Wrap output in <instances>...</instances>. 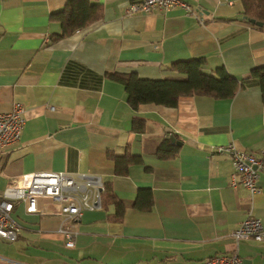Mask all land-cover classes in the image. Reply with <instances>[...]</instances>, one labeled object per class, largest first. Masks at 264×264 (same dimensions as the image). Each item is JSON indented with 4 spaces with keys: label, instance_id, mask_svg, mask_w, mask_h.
<instances>
[{
    "label": "crops",
    "instance_id": "obj_1",
    "mask_svg": "<svg viewBox=\"0 0 264 264\" xmlns=\"http://www.w3.org/2000/svg\"><path fill=\"white\" fill-rule=\"evenodd\" d=\"M65 1L0 0V112L18 102L25 119L0 154V194L23 174L85 172L100 176L104 202L82 213L73 247L39 232L57 217L49 200L38 199L45 214L17 202L18 236L0 239V264H201L221 253L264 264V241L231 236L247 213L264 225V169L251 194L230 184L229 155L216 151L233 144L264 162V103L250 77L264 65V27L244 19L240 0L135 13L126 9L141 0H98L100 19L52 42L60 25L50 13ZM194 57L242 86L230 98L133 106L112 76L175 77L171 65Z\"/></svg>",
    "mask_w": 264,
    "mask_h": 264
},
{
    "label": "built area",
    "instance_id": "obj_2",
    "mask_svg": "<svg viewBox=\"0 0 264 264\" xmlns=\"http://www.w3.org/2000/svg\"><path fill=\"white\" fill-rule=\"evenodd\" d=\"M180 6L188 12L192 8L183 0H141L130 4L127 13L147 12L154 8L171 9ZM23 107L15 103L12 108L0 112V154L16 143L24 126ZM218 152L229 155L233 166L230 184L240 183L251 194L260 192L256 184L258 170L264 169V162L250 152L238 149L233 144L218 146ZM103 182L99 175L85 172L38 171L23 174L9 180L0 194V238L13 240L18 234V224L12 216L17 202H23L26 213L45 214L46 204L38 206V199L49 200L55 207L57 218L49 220L47 230L62 237L63 243L73 247L77 230L75 224L83 211L101 208ZM41 228V227H40ZM238 242L243 239L264 241V225L258 217L247 213L240 225L231 233ZM201 264H244L237 253H221L206 257Z\"/></svg>",
    "mask_w": 264,
    "mask_h": 264
},
{
    "label": "trees",
    "instance_id": "obj_3",
    "mask_svg": "<svg viewBox=\"0 0 264 264\" xmlns=\"http://www.w3.org/2000/svg\"><path fill=\"white\" fill-rule=\"evenodd\" d=\"M240 1L242 3V14L245 16L246 21L253 18L264 24V0ZM102 9V5L98 0H66L61 9L50 13V21L57 22L60 25V31L52 34L50 40L56 42L72 35L77 29H83L91 25L101 18ZM204 64L205 59L203 57H194L173 63L171 66L178 72V76L161 79L139 78L133 73L128 75L113 73L112 76L123 84L128 101L133 106L148 102L174 106L178 98L184 95L230 98L242 86L223 67H217L214 73L205 72ZM250 77L258 83L264 103V65L253 68ZM164 146L165 142L160 145L159 151L164 152L166 150ZM173 151L174 149L169 150L171 153ZM103 200L102 195V206ZM117 209L120 213L123 205L117 204Z\"/></svg>",
    "mask_w": 264,
    "mask_h": 264
},
{
    "label": "rangeland",
    "instance_id": "obj_4",
    "mask_svg": "<svg viewBox=\"0 0 264 264\" xmlns=\"http://www.w3.org/2000/svg\"><path fill=\"white\" fill-rule=\"evenodd\" d=\"M104 184H103V189L101 190V207H102V195H103V193H104ZM100 209V208H99ZM86 211V210H85ZM84 212V211H83ZM58 217V216H57ZM56 217V218H57ZM58 219V218H57ZM77 223V222H76ZM75 226H76V224H75ZM48 228H52V227H50V226H48L47 228H40L39 229V232L41 233V234H45V233H49V232H51V233H55L54 232V230L53 231H50V230H47ZM17 236H18V234H17ZM17 238V237H16ZM15 238V239H16ZM0 239H3V238H0ZM15 239H13V240H15ZM3 240H5V239H3ZM12 239L11 240H5V241H13ZM75 240V239H74ZM65 245V244H64ZM74 245H75V242H74ZM66 246V245H65Z\"/></svg>",
    "mask_w": 264,
    "mask_h": 264
},
{
    "label": "water",
    "instance_id": "obj_5",
    "mask_svg": "<svg viewBox=\"0 0 264 264\" xmlns=\"http://www.w3.org/2000/svg\"><path fill=\"white\" fill-rule=\"evenodd\" d=\"M249 21L257 26L264 27V24L261 21H256L253 18H250Z\"/></svg>",
    "mask_w": 264,
    "mask_h": 264
}]
</instances>
